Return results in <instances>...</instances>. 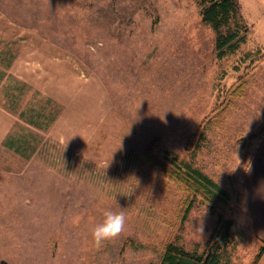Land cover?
<instances>
[{
  "label": "rangeland",
  "instance_id": "rangeland-1",
  "mask_svg": "<svg viewBox=\"0 0 264 264\" xmlns=\"http://www.w3.org/2000/svg\"><path fill=\"white\" fill-rule=\"evenodd\" d=\"M201 1L0 0V261L159 264L229 219L225 259L252 263L240 183L264 131V0H237L246 41L222 58ZM172 158L228 191L221 218ZM121 208L125 230L95 247Z\"/></svg>",
  "mask_w": 264,
  "mask_h": 264
},
{
  "label": "trees",
  "instance_id": "trees-1",
  "mask_svg": "<svg viewBox=\"0 0 264 264\" xmlns=\"http://www.w3.org/2000/svg\"><path fill=\"white\" fill-rule=\"evenodd\" d=\"M200 5L202 20L216 31L215 47L219 58L234 52L246 41V33H241L240 29L233 30L229 26L231 19L238 15L237 0H202ZM224 27L226 31L222 30ZM242 81L232 91L234 95H239L242 91L243 85L246 84L245 80ZM27 121L36 127L43 128L42 124L33 118ZM169 167L172 172H175L174 175L179 181H184L193 189L194 194H202L212 207L219 209L220 218L223 216V210L229 202L230 195L216 180L199 167L189 162H179L176 158L171 159ZM233 228L232 220H221L219 228L212 233L202 252L187 250L175 243H169L165 247L159 264H228L223 252L231 242ZM263 249L262 247L258 250L251 264L257 263ZM0 264L10 263L1 260Z\"/></svg>",
  "mask_w": 264,
  "mask_h": 264
},
{
  "label": "crops",
  "instance_id": "crops-1",
  "mask_svg": "<svg viewBox=\"0 0 264 264\" xmlns=\"http://www.w3.org/2000/svg\"><path fill=\"white\" fill-rule=\"evenodd\" d=\"M240 185L251 232L258 248H264V131L249 158ZM256 264H264V249Z\"/></svg>",
  "mask_w": 264,
  "mask_h": 264
},
{
  "label": "clouds",
  "instance_id": "clouds-1",
  "mask_svg": "<svg viewBox=\"0 0 264 264\" xmlns=\"http://www.w3.org/2000/svg\"><path fill=\"white\" fill-rule=\"evenodd\" d=\"M103 221L97 224L92 232V241L95 247L100 248L106 241L118 238L125 230L126 214L120 211L107 209L103 212Z\"/></svg>",
  "mask_w": 264,
  "mask_h": 264
}]
</instances>
